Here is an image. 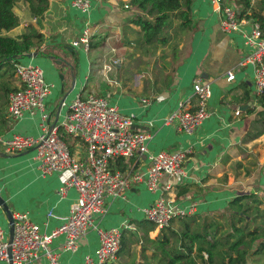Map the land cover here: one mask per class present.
Listing matches in <instances>:
<instances>
[{
	"label": "crops",
	"instance_id": "obj_1",
	"mask_svg": "<svg viewBox=\"0 0 264 264\" xmlns=\"http://www.w3.org/2000/svg\"><path fill=\"white\" fill-rule=\"evenodd\" d=\"M71 1L50 0L41 25H38L29 4L19 0L13 6L18 25L2 32L17 38L33 27L42 34L41 42L35 43L26 53L32 55H24L20 62L39 66L45 80L53 84L45 100L50 122L59 123L77 95H105L122 113L135 115V128L150 134L147 141L150 152L190 149V154L184 161L186 175L180 178L162 176L157 191L147 189L143 183H133L124 197L108 196L105 213L95 216V227L78 239L76 251L63 249L64 235L55 237L49 246L58 252L61 264H81L85 255L94 256L99 239L96 227H122L127 244L113 264H138L144 260V247L154 248L152 239L162 234L160 228L148 225L143 212L160 194L180 205L196 203L194 213H215L225 210L232 197L244 191L234 185L235 178L264 175V158L262 162L254 158L258 153L247 159L248 164L238 165L241 158H246L240 150L264 147V133L248 143L243 140L260 108L254 98V67L250 63L240 64L249 52L243 33L248 32L251 25L248 23L240 30L225 33L220 29V12L212 2L195 0L192 10L196 28L190 34V50L177 67L172 84L162 91L150 93L143 83L132 80L124 63L118 64L113 71L111 69L108 75L102 72L100 60L105 53L94 61L86 52L99 46L97 41L105 25L112 31H118V37L121 34V37L125 35L135 40L131 16L120 14L123 12L122 0H93L89 15L74 8ZM226 1L234 3L233 0ZM86 23L93 30L90 36L94 43V47L91 44L88 50L81 45H72ZM115 46L122 52L116 59L124 62L131 47L121 41H117ZM230 69L234 70L235 79L228 81L226 77ZM196 77L211 84L212 92L208 98L211 112L194 133L186 134L175 125L166 124L164 118L181 101L194 100L193 82ZM7 85L12 90L21 86L15 75L8 79ZM146 97L151 100L149 104L143 101ZM39 132L38 114H25L13 120L7 113V97H0V227L7 236L10 224L6 210L26 212L41 232L51 233L62 224L77 196L74 189H69L64 197L59 196L58 189L68 173L52 172L42 176L34 159V149L4 153L2 141L11 134L36 136ZM69 146L77 156H85L86 149L81 141L72 138ZM235 161L236 175L233 174ZM112 164L125 172H146L150 165L148 156L139 153L116 159ZM151 259L154 260L153 257ZM2 264L11 262L5 260ZM27 264H47V260L41 255L35 262Z\"/></svg>",
	"mask_w": 264,
	"mask_h": 264
},
{
	"label": "built area",
	"instance_id": "obj_2",
	"mask_svg": "<svg viewBox=\"0 0 264 264\" xmlns=\"http://www.w3.org/2000/svg\"><path fill=\"white\" fill-rule=\"evenodd\" d=\"M125 0V6L129 7ZM220 12V29L225 32L237 31L243 25L250 24L251 29L244 32L245 45L249 49L241 65L252 64L254 67V96L264 92V32L258 22L242 18L240 7L226 0H210ZM93 0H72L71 4L81 13L89 15ZM90 26L83 27L80 36L72 42L73 46L90 45ZM14 75L21 86L13 89L7 96V113L13 120L25 114L39 115L40 132L36 136L18 133L2 141L6 154H15L34 149V159L42 176L52 172H67L58 189L64 197L69 189L77 193L72 201L69 213L61 225L51 233L40 231L26 212H12V238L0 227V264L9 260L11 264L35 262L41 255L47 264H61L58 252L50 248L51 241L64 235L63 249L76 251L77 241L90 228L95 227L94 218L106 211L108 196L124 197L126 190L134 184L143 183L147 189L155 192L159 189L162 176L184 177V164L190 154L188 150H168L152 153L148 147L150 134L134 126L135 115L122 113L118 106L109 101L107 96L88 94L77 95L69 104L68 111L59 123L50 122V114L45 100L52 83L44 78L43 70L36 65L14 63ZM227 80L235 79L233 69L228 70ZM194 100L181 101L164 118L165 123L173 124L186 134L194 133L210 115L209 97L211 84L196 77L193 82ZM149 104L148 97L143 99ZM65 136L77 138L85 146V156L80 157L70 151L64 140ZM146 154L150 165L146 172H125L114 168L116 159L131 157L134 154ZM196 203L190 206L180 205L168 200L163 194L143 210L145 219L156 227H169L172 219L194 213ZM99 239L94 256L85 255L81 264L115 263L121 250L124 228L96 227Z\"/></svg>",
	"mask_w": 264,
	"mask_h": 264
},
{
	"label": "trees",
	"instance_id": "obj_3",
	"mask_svg": "<svg viewBox=\"0 0 264 264\" xmlns=\"http://www.w3.org/2000/svg\"><path fill=\"white\" fill-rule=\"evenodd\" d=\"M17 1L19 0H0L1 98L4 95L7 97L12 90L7 82L14 76V63L20 62V58L26 55L35 43H40L42 38V34L33 27L17 38L2 34L3 31L18 25V17L13 11ZM23 1L29 4L30 11L36 17L38 25H41L50 0ZM194 2L195 0H130L129 7L125 8L132 12L130 23L136 35V43L134 40L130 42L136 44L135 47L141 54H154L165 45H171L174 75L191 47L190 34L196 28L192 10ZM233 2L240 7L242 18L258 22L264 32V0ZM32 39L37 41L33 42ZM90 44L94 46L91 37ZM169 79L167 87L173 81L171 77ZM254 98L260 108L243 137L244 143L264 133V92ZM72 138L64 137L71 152L69 140ZM247 170L249 172V169ZM259 190L241 191L232 197L226 210L215 212H227V226L215 220L201 222V218L214 213H190L172 219L169 227L161 229V236L152 239L155 247H144V260L138 264H248L249 259L257 264H264V186L259 187ZM145 221L151 227L156 226L149 220ZM174 223L179 226L178 229L171 225ZM126 244L123 234L119 254L124 251Z\"/></svg>",
	"mask_w": 264,
	"mask_h": 264
},
{
	"label": "rangeland",
	"instance_id": "obj_4",
	"mask_svg": "<svg viewBox=\"0 0 264 264\" xmlns=\"http://www.w3.org/2000/svg\"><path fill=\"white\" fill-rule=\"evenodd\" d=\"M121 5L123 12H121L120 14L123 17L124 15L126 17L128 14L129 17L132 16V12H129L128 10L125 9L127 8L125 6V0L121 1ZM102 30L103 31L101 38L100 40L97 41L99 46L97 47L93 46L94 48L86 52L88 58L94 61L99 59L105 53V57L103 56L102 59H100L101 62L103 63L102 66L103 73L106 72L109 75V71L111 69L113 71L118 64L124 63L123 65L125 67V70H127L128 74L132 77V80L134 82L140 81L141 83H143L144 87H147L148 92L156 93L158 90L162 91L166 89L167 87L166 84L170 80L169 77H171L172 79L174 78V73H173L174 58L172 57L173 52L171 45H165V47L158 49L154 54L151 53L141 54L138 51V49L135 47L136 46L135 40L133 41L135 43H131L130 41L132 40L127 38L125 35L121 37L120 34L118 37L119 32L112 31L109 27H106V25L103 27ZM90 31L93 32V30ZM117 41H121V43L129 45L131 47V49H129V56L125 57L124 62H122L123 60L121 61V59H116V58H120L122 54L120 50L116 49L117 47L115 46V44ZM90 47L91 44L89 45V48ZM21 60L26 61L24 59ZM110 61L113 62L110 63ZM240 153L244 157H246V158H241L239 160V163H241L240 166H243L244 164H248L249 161L247 159L253 158L254 153H258V155L254 156V158L256 157V159L259 160V162H262L264 158V147L260 146L254 148V146H252L250 149L247 147V149L245 150H240ZM236 163L237 162L235 161V164L233 166V174L235 175L237 173ZM250 173L251 172H249L248 174ZM233 182L235 186H239L244 191H252V190L260 191L259 188L257 187L264 186V175L261 174L252 175V177H246L244 175L240 179L235 178ZM204 220L206 222H211V220H215L216 222L223 223L226 226L227 224H229L228 214L226 211L214 213L211 214L210 216H206L205 218H201V222H203ZM171 225L177 227L175 223ZM248 264H257V263L249 259Z\"/></svg>",
	"mask_w": 264,
	"mask_h": 264
},
{
	"label": "water",
	"instance_id": "obj_5",
	"mask_svg": "<svg viewBox=\"0 0 264 264\" xmlns=\"http://www.w3.org/2000/svg\"><path fill=\"white\" fill-rule=\"evenodd\" d=\"M32 54H27L26 56H29ZM7 216H8V220H9V224H10V228H9V238H12V218H11V212L6 210Z\"/></svg>",
	"mask_w": 264,
	"mask_h": 264
}]
</instances>
